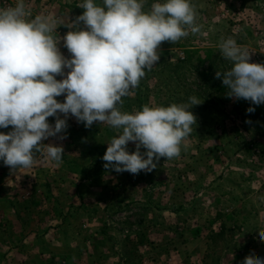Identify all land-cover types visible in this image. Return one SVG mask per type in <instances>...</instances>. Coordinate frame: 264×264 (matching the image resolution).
Listing matches in <instances>:
<instances>
[{"label": "rangeland", "instance_id": "obj_1", "mask_svg": "<svg viewBox=\"0 0 264 264\" xmlns=\"http://www.w3.org/2000/svg\"><path fill=\"white\" fill-rule=\"evenodd\" d=\"M82 2L27 0L33 16L48 13L65 22L83 13ZM153 2L147 0L145 10ZM14 3L0 0V7ZM192 3L204 34L167 41L170 48L159 50L160 60L121 108L131 113L193 95L203 100L191 108L197 123L179 157H161L157 168L136 175L106 170L102 157L115 130L99 122L86 128L69 116L66 138L44 141L63 145L59 167L38 156L35 167L12 172L0 160L5 219L17 217L4 231L35 236L21 246L25 264H242L250 252L264 258V104L227 97L222 78H215L232 66L220 54L221 37H234L251 52L250 62L264 63V0ZM68 30L61 25L57 32L63 37ZM59 47L70 57L62 40ZM48 120L54 125L55 117ZM128 150H135L134 142ZM59 212L65 216L59 219ZM51 213L57 218L40 221ZM46 234L51 254L28 253L46 246ZM16 242L4 239V250Z\"/></svg>", "mask_w": 264, "mask_h": 264}, {"label": "clouds", "instance_id": "obj_2", "mask_svg": "<svg viewBox=\"0 0 264 264\" xmlns=\"http://www.w3.org/2000/svg\"><path fill=\"white\" fill-rule=\"evenodd\" d=\"M146 5L147 0H83L77 5L83 13L68 22L48 13L33 16L27 0L0 7V128L11 126L0 132V160L10 171L35 167L38 156L59 167L63 145L44 141L65 139L69 116L86 128L99 122L115 130L102 159L106 170L117 173L151 172L161 157H179L187 148L184 141L197 123L191 108L203 102L197 96L121 110L122 98L160 60L162 42L204 34L192 0H154L145 10ZM61 25L69 29L63 37L57 32ZM61 40L70 57L61 52ZM218 47L232 62L215 73L227 97L264 104V63L250 62L251 52L232 36L221 37ZM259 240L264 242V229ZM242 264H264V258L250 252Z\"/></svg>", "mask_w": 264, "mask_h": 264}, {"label": "crops", "instance_id": "obj_3", "mask_svg": "<svg viewBox=\"0 0 264 264\" xmlns=\"http://www.w3.org/2000/svg\"><path fill=\"white\" fill-rule=\"evenodd\" d=\"M170 45L171 44L169 42L164 41L160 45L159 50L160 49L167 50V48H170ZM163 47H165V48H163ZM172 58H173V56H171L169 54V58H167L166 60L169 61V62H173L174 60ZM3 205H4V203L0 202V210H1L0 211V218H1L0 219V264H25L26 261H27V258H26V256H24L23 247H21V246H25L27 244H30L32 242V239L35 236H33L32 233H29V231H31V230L19 231L17 233H12V232L9 231L11 234L5 233V231H4L5 227H3V226H5V223L11 222L13 220H16L17 217L14 216L10 220H9L10 217L8 219H5L6 210H4V209H7V208H3ZM1 213H3L4 216ZM63 213H66V212H63ZM58 215H59V219H60V217H64L65 216L61 212H59ZM19 218L21 219V221H22V219L25 220L24 216H21ZM47 218L49 220L51 219V221H52V220H54V218H57V217H55V214L51 213L45 218H43V216H42L40 221H42V222L45 221L46 222ZM59 222L61 223V220H59ZM41 237H45V236H41ZM50 238H51V235L50 234H46V242L44 243L46 246L44 248L39 249V250H34V249L29 250L28 249V253H31V254L35 253L37 255L36 257H38V258H40L39 256L42 253L46 254V252H48V251H49L48 253H50L51 246H52V243L49 241ZM4 239L6 241H9V242H10V239H14L17 242L13 243L11 245L10 249L6 248L4 250V247H3L4 246V243H3ZM17 243H20V245L17 244ZM29 247H31V246L29 245ZM10 255H11V258H9ZM29 264H31V263H29Z\"/></svg>", "mask_w": 264, "mask_h": 264}]
</instances>
